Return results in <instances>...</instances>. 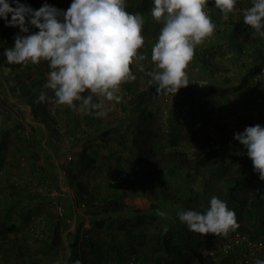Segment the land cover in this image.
<instances>
[{
  "label": "crops",
  "instance_id": "1",
  "mask_svg": "<svg viewBox=\"0 0 264 264\" xmlns=\"http://www.w3.org/2000/svg\"><path fill=\"white\" fill-rule=\"evenodd\" d=\"M55 1L24 0L33 9L35 4L43 3L67 10L72 3L58 0L62 3L58 7ZM213 15L216 18L218 14ZM221 32L215 30L196 46L187 70L190 80L204 81L205 85L191 82L166 103L164 94L158 98H138L142 90L129 87V92L125 83L121 86L122 100L113 103L103 117L75 111L49 99L37 102L41 92L54 96L51 89L45 88L48 62L8 65L6 49H0V101L9 99L18 104L9 109L0 102V209L7 213L4 220L9 226L1 233L18 239L31 234L32 239L25 242L50 247L47 242L53 240L61 223V264L73 258L77 264H83L82 251L88 252L84 255L87 264H108L131 257L147 264H178L180 260L171 253H198L224 237L189 231L177 215L186 210L203 212L213 196L233 200L228 190L253 195L252 198L264 192V180L253 166L246 173L237 169L241 160H237L239 156L233 150L222 154L211 166L200 151L209 139H218L231 140L242 155L247 154L246 148L235 140V133L248 126H264V103H257L256 99L257 95L264 98V73L251 72L263 60L258 52L253 53L251 42L244 44L239 39V35L251 31L238 25ZM147 55L140 63H148ZM5 68L10 71L6 73ZM243 79L246 84L237 88ZM36 81L39 83L29 95L15 89L21 83ZM26 105L32 107L34 115L30 140L23 131L28 117ZM48 112L54 114L53 119L42 117ZM179 113L186 116L179 118ZM59 121L60 126L64 125V141L53 137ZM190 145L200 150L191 152L187 149ZM84 151L95 159L89 168L79 162ZM119 170H142V178L137 185L130 180L112 185L110 180ZM240 177L245 179L236 180ZM34 183L41 189L53 185L70 189L73 197L59 198L66 207L65 217L56 216L49 196L31 191ZM79 183H83L86 192ZM231 203L234 211H243L244 218H252L250 226H245L252 235L264 236V224L255 220L264 213H257L252 206L240 207L237 199ZM103 207L109 211L102 212ZM246 210L254 213L246 214ZM31 222L34 232L28 230ZM76 236L77 256L73 246ZM87 236L92 242L84 246ZM165 238L169 239L171 249L162 245Z\"/></svg>",
  "mask_w": 264,
  "mask_h": 264
},
{
  "label": "clouds",
  "instance_id": "2",
  "mask_svg": "<svg viewBox=\"0 0 264 264\" xmlns=\"http://www.w3.org/2000/svg\"><path fill=\"white\" fill-rule=\"evenodd\" d=\"M152 2L151 16L163 26L151 51L158 70L147 73L148 82L156 86L158 94L174 97L181 88L198 81L190 80L187 70L196 46L212 36L217 26L206 11L209 0ZM237 2L214 0L225 18L237 10ZM0 19L24 33L16 35L14 47L5 50L8 65L48 62L45 88L54 96L41 92L37 102L49 99L103 117L113 103L122 100L121 86L136 80L133 67L143 71L140 62L145 56L139 50L145 44V21L140 13L127 11L126 0H72L67 10L49 4L34 10L20 0H0ZM243 21L255 35L264 37V0H251V6L243 10ZM31 27L39 31L31 32ZM262 68L263 64L260 72ZM234 138L246 148L254 170L264 180V126H248ZM209 204L203 212L180 211L178 218L189 231L199 234L228 236L239 227L235 211L226 201L213 196ZM255 264H264V259L257 258Z\"/></svg>",
  "mask_w": 264,
  "mask_h": 264
},
{
  "label": "rangeland",
  "instance_id": "3",
  "mask_svg": "<svg viewBox=\"0 0 264 264\" xmlns=\"http://www.w3.org/2000/svg\"><path fill=\"white\" fill-rule=\"evenodd\" d=\"M69 1H71V0H69ZM133 1H134V4H133ZM133 1H131L132 5L130 4L128 6L127 5L128 3L126 4L127 11H131V13H140L144 17V21H145L147 13L148 14L151 13V9L153 7L152 0H133ZM20 2L25 4L24 0H20ZM55 2H56V5L58 7H59V5H62V3L58 2V0L55 1ZM43 5H44L43 3H40V4H37V5L35 4V7L33 5V7L34 8H37V7L40 8ZM51 6H53V4H51ZM250 6H251V0H238L237 5H236V9L237 10L233 11L232 15H229V16H227V18H225L224 14L215 6L214 0H209V3H208L207 8H206V11L208 12V15L211 17L213 23L216 24V26H217L216 30H219L221 32L226 27L231 28L233 26H238V25L240 27H245V24L240 22L241 18H242L241 13H242L243 9H246V8H248ZM13 7H15V4H13ZM142 8H143V12L144 13L140 12V10H142ZM213 13H217L218 14L216 16V18L213 15ZM150 17H151V14H150ZM1 22H2V19H0V23ZM3 24L6 25L5 22ZM7 27H8L7 31L10 34H12L13 38L16 35L19 34V27H9V26H7ZM248 31H251V32H249V33L246 32V33H243V34L239 35V39L242 42H244V44L248 43V42H251L252 46H250V48L262 49V47L264 46V42H263L264 41V37H259L258 35H255L253 33V30H251V29L248 30ZM219 36H222V32H221V34H219ZM144 37H145V35H144ZM156 42H157V40L148 39V41L144 45V46H146V48L143 47V49L145 48V50H143V49H142L143 51L139 50L143 55H145V53L148 54L147 57H146L147 60H148V63L147 64L141 63L143 65V71H140V70L136 69L135 67H133L134 69H136V70L133 69L134 75L136 76V80L130 81V83L129 82L126 83V89L129 92L131 91L129 89V87H132L133 90H136V91L137 90H142L141 92L146 91L145 88L148 89V87L150 85L149 82H148L150 77L147 75V73L150 72V71H157L158 70V69H156L154 62L151 60L152 47L154 46V44ZM13 43L15 44V38H14ZM14 44H13V47H14ZM9 48H11V47H9ZM258 55L262 58V56L259 53H258ZM198 59L200 60L201 57H199ZM262 60H263L262 64L264 65V57L262 58ZM262 64H257L255 70H251V72L252 73L255 72L258 68H260L262 66ZM47 71L49 72L50 70H47ZM191 74H192V72H191ZM244 75H243V77H244ZM45 77H46V74H45ZM248 79H249V77H248ZM36 83H39V81L38 82L36 81ZM128 91H126V93H129ZM177 94L175 95V97L178 96ZM131 95H132V93H131ZM0 102L4 103L5 106H7L9 109L10 108L14 109L15 107H18V104L16 102L11 101L9 99L6 100V102L4 100L0 101ZM46 115L49 117V119H53L54 114H52L51 112L45 113L44 115H42V117H44ZM185 116H183V117H185ZM57 125H58V126H56L57 127V133L55 132L53 137H54V139H57V140L61 141L65 137L64 136L65 129L63 127L64 125L60 126V125H62L61 121H59ZM168 128H169V126L165 127V133H167V134H168V132H167ZM64 140L65 139H63V141ZM214 140H218V139H214ZM191 148H192V145L187 146L188 150H191ZM231 150L232 149H230L228 152L225 151V153H231L230 152ZM237 151H239L237 153L241 154L240 149L237 150ZM232 152L235 153V151H232ZM202 153H205V152L202 151ZM244 156L246 157L248 155L245 153V154H243L241 156V158L237 157V160L240 161V159H242ZM247 159H248V157H247ZM240 162L241 163H239V165L237 167L238 170H239L240 166L242 165V161H240ZM68 164L69 165H74L71 162L68 163ZM141 172H142V170H141ZM220 189H222V187ZM252 196L253 195L244 194L242 192H239L238 194H236V197H238V198H248L249 197L248 199H252ZM226 202H227L228 207L230 209H233L231 200L230 199L228 201L226 200ZM206 204L207 203H205V205ZM0 208H1V203H0ZM239 211H237V210L235 211V214L238 216V217H236L237 218V223L239 224V227L237 229H239V230L248 229V227H245V226H248V225L250 226L252 218L248 217V215H246L247 217L244 218V216L242 214L243 211L240 212V213H239ZM171 212L172 211L169 210L168 214H170ZM5 216H7V213L6 214L2 213L1 209H0V248H1L0 249V264H10V261L13 264H30V262H34L35 264H61V262H60V258L61 257L59 255V253H61V251H60L61 247L59 248L58 245H57L58 247L55 246L54 248H51V247H48V246L46 247L44 244L34 245L33 243H31L33 245V246H31L29 243H27L25 241H24V243L22 241H18L17 240L18 238L16 236L10 238L6 234L1 233L2 229H6L7 227H9L6 224L7 221L4 220ZM255 220L258 221L259 223L264 224V215L263 216L259 215V216L255 217ZM80 230H82V228H80ZM30 237H31V235H30ZM30 237L28 238V240L32 239V237H31V239H30ZM224 237H222V238H224ZM72 238H73V235L70 236V239H72ZM73 241H74V239L72 240V242ZM47 243H50V242H47ZM47 245H49V244H47ZM2 251L7 252V255L1 253ZM12 253H15V254H12ZM188 254H187L186 260L191 261L192 259H194L196 257V255L198 253H188ZM7 256H9L10 258L7 257ZM6 258H7V260H6ZM75 264H77V262ZM143 264H147V263H143ZM179 264H184V262L180 261ZM221 264H230V263L229 262H224V263H221Z\"/></svg>",
  "mask_w": 264,
  "mask_h": 264
},
{
  "label": "built area",
  "instance_id": "4",
  "mask_svg": "<svg viewBox=\"0 0 264 264\" xmlns=\"http://www.w3.org/2000/svg\"><path fill=\"white\" fill-rule=\"evenodd\" d=\"M11 16H9V19ZM5 21L2 19L0 23V49H7L9 47H13L14 38L12 34L7 31V25L3 24ZM31 32H38V28L31 27ZM19 35H24L19 29ZM262 73H264V65L262 68ZM176 97L172 95H164V100L166 103L171 102ZM257 103H262L263 95H257ZM26 109L28 110V117L26 118V123L24 124L23 131L25 137L30 140L32 137V129L31 123L33 119V112L32 108L29 105H26ZM183 117V113H179V118ZM169 129V128H168ZM167 129V132L170 130ZM232 147V148H231ZM185 149V148H184ZM232 149L235 151V154L241 158V154L237 153L239 151L238 148H235L234 143L231 140L227 141H219L214 139H209L205 145L202 146L201 150L197 146H192L191 152L193 151H229ZM187 151V149L185 150ZM70 158V156H69ZM241 160V159H240ZM142 172L141 170H137L136 172L126 171V170H119L114 173L113 177L110 180L112 185H116L121 183L124 180H130L133 182L134 185L138 184L139 179L141 178ZM31 191H40L47 197L49 196L51 205L55 209V214L59 218H63L66 216V208L64 203L60 201V197L63 196H71L70 189H59L55 186H50L46 189H41L40 185L34 183L31 185ZM73 197V196H71ZM33 223L31 222L30 227L28 230H33ZM35 231L34 230L31 232ZM28 234V233H25ZM31 235V234H30ZM36 236V234H35ZM264 259V237L263 236H253L248 232H244L241 230H235L228 234V236L216 240L213 243L203 247L199 253L196 255L193 261L190 264H221L224 262H229L230 264H255V260ZM108 264H143V262L135 257H131L125 259L123 261H110Z\"/></svg>",
  "mask_w": 264,
  "mask_h": 264
},
{
  "label": "trees",
  "instance_id": "5",
  "mask_svg": "<svg viewBox=\"0 0 264 264\" xmlns=\"http://www.w3.org/2000/svg\"><path fill=\"white\" fill-rule=\"evenodd\" d=\"M131 1H133V0H127V2H128V6L132 3ZM29 5H31L30 3H28ZM133 4H134V1H133ZM27 5V4H26ZM132 5V4H131ZM145 8V7H144ZM39 8L37 7V8H34V10H38ZM145 11V10H144ZM130 13H131V11H129ZM140 12H142V13H144L143 12V8H142V10H140ZM150 14L151 13H147V15H146V18H145V23H144V27H143V34L145 35V44H146V42L148 41V39H154V40H157V38H158V35H159V32H160V29H161V27L163 26L162 25V23H159V22H157V21H155L154 19H153V17L151 16L150 17ZM241 15H242V18H241V23H243V24H245L244 23V21H243V11H242V13H241ZM150 17V18H149ZM245 28L247 29V30H250L251 29V27L250 26H248V25H246L245 24ZM260 37V36H259ZM264 42V41H263ZM144 44V45H145ZM143 47H145L146 48V46H143ZM143 49V48H142ZM142 49H140V50H142ZM144 50V49H143ZM142 50V51H143ZM240 51V53L243 51V50H239ZM259 53L261 56H262V58L264 57V46L262 47V49H254L253 50V53ZM261 68V67H260ZM260 68H258L255 72H259V70H260ZM247 80H248V78H247ZM247 80L246 79H243L242 81H241V83H240V85L237 87V88H241L244 84H246V82H247ZM36 82H33V83H29V84H23V83H21L19 86H17V88H15L16 90H18L19 92H21L22 94H24V95H29L30 93H31V91H32V89L34 88V86H36ZM163 94L162 93H160V94H158L157 92H156V86L154 85V84H150L149 85V87H148V89L146 90V91H144V92H140L139 94H138V98H142V97H149V98H151V97H155V98H158V97H160V96H162ZM262 103H264V102H262ZM262 103H260V104H262ZM34 110V109H33ZM224 141V140H223ZM222 154H226L225 153V151H218V150H213V151H208V152H206L205 153V155H203L204 156V160L206 161V164L208 165V166H211V165H213V164H216L217 163V160L221 157V156H223ZM220 155V156H219ZM236 155V154H235ZM246 158V157H245ZM94 161H95V159L90 155V154H88L86 151H84V152H82L80 155H79V162H80V164H82L85 168H89L90 166H91V164L92 163H94ZM241 161H242V165L240 166V168H239V170L240 171H242V172H247V171H249V169L253 166L254 167V165H253V162H252V160L250 161V160H247V159H244V157L241 159ZM250 161V162H249ZM241 163V162H240ZM250 166V167H249ZM254 169V168H253ZM137 171V170H136ZM136 171H134V172H136ZM141 178H142V175H141ZM140 178V179H141ZM139 179V180H140ZM245 178H242V177H240V178H237L236 180H238V181H240V180H244ZM80 184V183H79ZM80 187H81V189H82V191L84 190L85 192H86V190L84 189V185H83V183H81L80 184ZM263 194L261 195L260 193H257L256 194V196L254 197V198H252V199H248V198H238V197H236V194H234L233 192H231V191H229L228 190V196H229V198H232L233 200H231V201H234V200H236L237 199V202H238V205L240 206V207H244V206H252V207H254L255 209H256V212L257 213H264V207H262V203H263V201H264V192H262ZM102 212H107V211H109V210H107L105 207H103L102 209H100ZM244 213H246V214H249V215H252L254 212L253 211H244ZM252 213V214H251ZM61 226H62V224L61 223H59L58 225H57V227H56V229H55V232H54V236H53V240L50 242V243H47V244H49L50 245V247L51 248H54L55 246H60V244L62 243V241H63V238H62V234H61ZM237 230H239V229H237ZM241 231H244V232H248V233H252V231L250 232L248 229H241ZM252 235V234H251ZM26 236V238L25 239H18V241H22L23 243H24V241L25 240H27L29 237H28V235H25ZM226 237V236H225ZM78 241H79V236L77 237L76 236V241L73 243V246L75 247V255L77 256L78 254H79V251H78V249H76L77 248V245H78ZM90 242H92L91 241V239H90V237H86L85 238V240H84V242H83V244H84V246H86L87 244L88 245H91V243ZM162 245H164V247L165 248H167L168 249V246H169V248L171 249V247H170V244H169V239L168 238H165L164 239V243L162 244ZM57 246V247H58ZM1 249V248H0ZM179 251H181L180 249H179ZM171 252H173V251H171ZM82 256H83V259H84V263L83 264H87L86 262H85V260H87L88 261V259L84 256L86 253H88V252H86V251H82ZM199 253V252H198ZM4 254H7V253H4ZM171 254H174V256L176 257V258H178L180 261H182V262H184V264H190L191 263V261H193L194 259H192L191 261H188V260H186V257H187V253H171ZM77 262V260H76V258H73L70 262H68L67 264H75ZM30 264H35L34 262H30ZM179 264V263H178Z\"/></svg>",
  "mask_w": 264,
  "mask_h": 264
},
{
  "label": "water",
  "instance_id": "6",
  "mask_svg": "<svg viewBox=\"0 0 264 264\" xmlns=\"http://www.w3.org/2000/svg\"><path fill=\"white\" fill-rule=\"evenodd\" d=\"M198 81H200V80H198ZM198 81H194L193 83H195V84H200Z\"/></svg>",
  "mask_w": 264,
  "mask_h": 264
}]
</instances>
